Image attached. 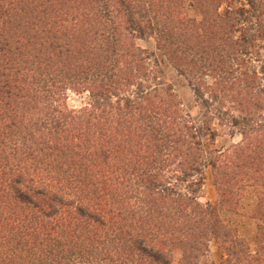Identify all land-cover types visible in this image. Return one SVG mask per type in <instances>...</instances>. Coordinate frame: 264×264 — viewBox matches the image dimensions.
Wrapping results in <instances>:
<instances>
[{
    "label": "trees",
    "instance_id": "1",
    "mask_svg": "<svg viewBox=\"0 0 264 264\" xmlns=\"http://www.w3.org/2000/svg\"><path fill=\"white\" fill-rule=\"evenodd\" d=\"M145 38L205 123L159 82ZM257 40L264 0H0V264H169L174 243L195 264L211 238L242 250L195 194L205 166L223 204L238 183L264 185ZM66 90L87 105L68 109ZM209 114L241 140L206 161Z\"/></svg>",
    "mask_w": 264,
    "mask_h": 264
},
{
    "label": "rangeland",
    "instance_id": "2",
    "mask_svg": "<svg viewBox=\"0 0 264 264\" xmlns=\"http://www.w3.org/2000/svg\"><path fill=\"white\" fill-rule=\"evenodd\" d=\"M242 2V1H241ZM190 18L198 20L199 17L194 13L192 8L186 10ZM135 45L146 53H151V61H157V76L160 83L171 87L182 105L183 112L188 120L199 125L200 122L205 123V118L201 117L200 106L195 98L189 83L185 77L179 75L166 58L157 50L153 39H136ZM256 45L259 56L249 63L250 67L258 70L264 62V41L257 40ZM205 82L210 83V79L205 78ZM264 85V84H263ZM65 105L68 109L78 110L88 103L87 93L78 94L69 90L65 91ZM234 115L236 113L234 112ZM209 123L214 133V138H202L201 156L208 161L217 157L219 151L225 150L232 145L240 142L241 136L237 129H233L229 122H221L217 117L209 114ZM172 177V171L175 167H169ZM202 184L199 191L195 194L197 201L201 204L215 205L217 214L223 225L230 231V239H238L241 241L242 250L239 248L235 255H229V243H222L221 239L211 238L207 243V248L195 262V264H219L223 260L230 263L256 264L255 261L264 262V214L261 210H257L258 198L264 195V185L254 182L238 183L235 188L236 204H223L221 197L213 179V171L211 167L205 166L201 169ZM173 182V181H171ZM227 200V198L225 199ZM232 204V205H231ZM169 264H182V249L179 243L171 244L168 247ZM251 259V260H250Z\"/></svg>",
    "mask_w": 264,
    "mask_h": 264
}]
</instances>
